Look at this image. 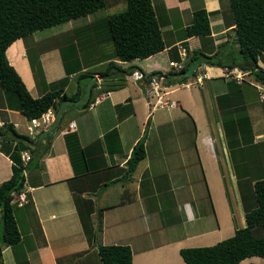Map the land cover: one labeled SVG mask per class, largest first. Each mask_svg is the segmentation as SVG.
Instances as JSON below:
<instances>
[{
    "label": "crops",
    "instance_id": "crops-1",
    "mask_svg": "<svg viewBox=\"0 0 264 264\" xmlns=\"http://www.w3.org/2000/svg\"><path fill=\"white\" fill-rule=\"evenodd\" d=\"M151 1L165 45L145 57L120 61L114 57L112 49L107 53L95 49L91 57L85 58L80 45L82 41L79 40L87 41L89 33L83 24L73 23L60 30L62 32L55 36L54 42L34 39L31 32L25 38L13 39L5 47L8 62L34 97L43 89L36 83L29 67L26 44L33 46L38 54L47 82L66 74L60 50L65 56L76 53L83 70L113 59L121 67L138 66L133 71L142 72L143 76L136 78L129 71L121 72L123 85L99 91L84 108L80 104L86 98L85 94L76 101L56 102L55 107H49L53 112L51 122L32 134L27 131L28 117L20 111L16 94L0 86V127L10 123L18 132L28 135L30 141L27 142L34 151L32 160L22 170L21 188L26 191L27 201L20 205L13 202L19 239L15 243L0 244V264H101L96 245L89 243L85 236L77 201L82 209L90 210L89 218L93 225L101 209L99 242L127 244L131 250V264H184L179 248L210 240L219 228L217 203L215 206L213 202V208L208 206L210 209L206 211H202L204 206H198L199 210L194 215L191 196L187 195H191V190L200 179H206V174L222 175L219 154L227 152L229 155L231 152L225 131H221V135L217 132L219 118L212 121L213 125L217 124L214 126L204 119L206 109L229 116L230 103L222 101L226 92L221 90L234 80L224 75L221 68L233 59L238 60L239 55L229 0ZM199 7L207 11L209 33L185 36L184 28L192 21V10ZM225 44L229 47L221 51ZM234 48H237L236 52ZM182 49L184 56L181 59ZM192 50L213 54V57L210 62H189L192 65L182 74L185 80L173 82L177 75L171 72L178 69H174L168 61L181 60L185 64ZM71 65L75 66V62ZM257 65L264 68V57L257 59ZM198 70L202 78L199 83L194 82ZM241 70L243 79L234 83L239 88L241 100L245 102L246 122L254 128L251 143L258 144V148L237 154L234 171L230 173L235 177L232 178L235 188L221 191L217 201L220 205L218 210L228 223H225L226 231L232 232L245 223L244 207L252 202L253 181L264 179V101L260 100L255 90L258 82L252 73L247 69ZM151 71L155 73L148 76ZM75 74L72 71L67 73L69 82L65 86L66 91L68 88L74 91ZM93 75L100 83L101 77L97 72ZM207 79H210L209 84L205 83ZM151 80H157L159 100L172 99L176 104L164 106L156 101L153 87L149 85L153 84L149 82ZM217 80L221 82L215 83ZM80 82L82 85L88 83L84 78ZM195 83L196 88L188 89ZM178 89L184 91L177 92ZM152 97H155L154 100ZM183 103L189 110L182 107ZM186 114L193 130V135L187 140V148L191 152L168 163L167 160L174 158L177 152H169L171 146L164 137L172 131L176 134L184 132L181 130L183 123L179 124V120ZM69 121L73 122V128L68 126ZM166 130L170 131L169 134L163 133ZM139 137L143 139L144 155L133 171L126 174V159ZM184 142L188 146L185 138ZM15 144L16 140L9 136L0 137V182L11 174L9 153ZM174 146H177V141ZM174 150L178 151L179 147ZM22 151L30 156L27 148ZM203 158L208 163L207 167ZM243 175L251 178L250 183L243 180ZM187 189L189 191H185ZM182 191L186 193L180 196ZM167 192L172 193L174 206L178 209L179 216L175 221L162 212L166 203L162 200L163 194ZM114 196L107 202L109 197ZM207 213L213 215L214 224L194 228L192 224ZM1 221L0 209V229ZM169 225L173 234L169 233ZM223 237L226 235L219 239ZM250 262L264 264V256L251 255L235 264Z\"/></svg>",
    "mask_w": 264,
    "mask_h": 264
},
{
    "label": "trees",
    "instance_id": "trees-1",
    "mask_svg": "<svg viewBox=\"0 0 264 264\" xmlns=\"http://www.w3.org/2000/svg\"><path fill=\"white\" fill-rule=\"evenodd\" d=\"M115 1L118 0H0V86L16 94L19 109L25 116L39 115L47 108L55 107L56 102L76 101L85 94L86 98L80 104V107L84 108L99 91L123 85L122 73L128 71L131 73L134 67H138L135 65L121 67L113 59H108L83 70L79 65L76 53H73L72 56H65L63 50H60L66 74L47 82L38 54L33 46L26 44L29 67L36 83L43 89L38 96L34 97L29 93L21 77L5 56V47L13 39L25 38L37 29L67 21ZM124 2L123 8L89 23L94 25L100 23L101 19L104 21L113 45L114 57L120 61H127L135 57L148 56L162 49L165 43L152 1L124 0ZM229 10L234 24L233 31L239 59H233L225 66L247 69L255 80L264 83V68L257 65V59L264 57V0H229ZM86 25L88 24L83 26L86 27ZM208 33L207 11L203 7L192 10V21L184 28V35H206ZM212 57L213 54L208 55L198 50H192L187 62L178 70L171 72V74L177 75L173 82L185 80V76L182 74L189 66V62L201 60L210 62ZM72 62H75V66L71 65ZM246 62L247 65L244 64ZM71 71L76 72L75 89L68 92L65 90V86L69 82L66 75ZM93 72H97V75L101 77L100 83L95 80ZM154 73L155 71H151L147 75ZM82 78L86 79L88 83L82 85L80 82ZM6 136L15 139L16 144L9 153L11 174L0 182L2 220L0 244L15 243L19 239V232L13 216L15 204L10 202L11 192L22 187V170L32 160L31 154H34L33 148L27 142L30 141L29 136L15 130L10 123H5L0 127V137L6 138ZM26 148L30 156L29 161L23 163L20 159V151ZM143 155V139L139 138L132 145L126 159V174L133 171L137 161ZM251 187L253 199L244 207V225L234 228L230 235L214 243L179 248V254L184 264H235L240 259L251 255L264 256V179L256 178ZM77 205L87 241L96 245L101 264H131V250L127 244H102L99 242L101 227L99 213L101 209L98 210V217L93 225L89 218L90 210L82 209L78 201Z\"/></svg>",
    "mask_w": 264,
    "mask_h": 264
},
{
    "label": "rangeland",
    "instance_id": "rangeland-1",
    "mask_svg": "<svg viewBox=\"0 0 264 264\" xmlns=\"http://www.w3.org/2000/svg\"><path fill=\"white\" fill-rule=\"evenodd\" d=\"M124 5H125L124 0H118V1H115L114 3L111 2L109 4H106L103 7L97 8L91 12L80 15L77 18H72V19H70V21H64V22H61L58 24H54V25L47 26V27H44L41 29H37V30L32 32V36L34 37V39H42L45 42L46 41L47 42H54L55 36H59L60 33L62 32L60 30H64L66 28L67 24H69V23L70 24L73 23L74 25L88 24V25H86V31L89 33V36H87L88 40L87 41H85L84 39L79 40V41H82L80 45L82 47L81 50L85 53V58L91 57V55L95 51V49H101L102 52L107 53L109 49L113 50V45L111 43V40L109 39V34L105 28L104 21L101 19L100 23H96L94 25H91L89 23L95 19L103 18L104 16H106L108 13H110L112 11H116V10L123 8ZM70 34H72V36H73L72 31H70ZM77 37H78V35H77ZM178 47L180 48L181 46L178 45ZM228 47H229V44H225L220 49H221V51H223V49H227ZM180 50H181V48H180ZM234 51L236 52L237 48H234ZM237 57L238 58H236V59H239V55ZM181 63H182V65L184 64L183 61ZM166 64H167V62H166ZM169 65H171V64H169ZM191 65L192 64H189V66H191ZM172 66L174 69L177 68L174 65H172ZM221 71H222V68H221ZM197 72L201 76L199 70ZM130 75H132V74H130ZM226 76H228L230 79L234 80L235 83L236 82L240 83L241 80L243 79V78L239 79L240 77H238L237 78L238 81H236V79L232 78L231 76H229V75H226ZM141 77H137V78H141ZM191 77H193V76H191ZM156 81L157 80L149 81L150 83L155 82L153 84H149L150 87H152L153 85H154V87H158ZM209 81H210V79H207L205 81V83L209 84ZM73 82L74 81H72V83ZM194 82L199 83V81H196V80H194ZM219 82H221V81L220 80L215 81V83H219ZM234 82H231L225 89L221 90L222 92L223 91L226 92L225 93L226 96L222 99V101H227L230 103V109L227 111V114H229L228 117L226 116V114L224 115L223 112L217 113V112L211 111V110L208 111L205 108L206 109V111H205L206 116L204 117L205 122L206 121L211 122L212 126L218 124L219 128L217 129V132H218V134L220 133L219 135H221V131H223V132L225 131L226 140L228 141V145L231 149V152L229 153V155H227V152L224 155H222L219 152L220 157L218 158V160H219L218 162L221 164L220 168L222 170V175L219 174V176L216 177V175L212 174L211 172L209 174H206V179H200L199 182H197L195 184L194 189L191 190V192H192L191 195H187V196H191V204L193 206L194 215L199 210L198 206H201V205L204 206L205 208L202 211H206L205 209H207V210L210 209V208H207L208 206L209 207L212 206V208H213V202H214L215 206L217 203V206H216L217 218H218V222H219L220 226L217 229V231L215 233H213V235H211L210 240L209 239L208 240H202L200 242H197L198 243L197 245H208V244L214 243L215 241L219 240V237H221L222 235L227 236V235H230L232 233V230L226 231V224L225 223H227V221L223 220V213L218 210V207L220 205H218L217 201L220 199L221 191H224L226 188H229V189H232V187L235 188L234 183L232 184V178L235 179V177L233 175H231L230 173L234 171L237 154L241 153V152H245V151H251L253 148H258V144H252L251 143L252 135L254 133V128L252 125L250 126L246 122V118H245L246 115L244 114V110H243V105L245 106V102L243 100H241L242 96L240 95L239 88ZM257 82L260 83V81H257ZM170 83H173V82L170 81ZM222 83L225 85L224 82H222ZM169 85H171V84H169ZM196 87H197V84L195 83V84H193V86L188 87V89H192V88H196ZM218 87L220 88V87H224V86H218ZM247 87L251 89L250 86H247ZM252 90H254V89H252ZM255 90L259 91L256 87H255ZM67 91L69 92L70 89L68 88ZM182 91H184V90L183 89L177 90V92H182ZM163 92H165V91H163ZM248 94H249L250 98H253V95L251 93H248ZM180 97H182V96L180 95ZM152 98L154 100L155 97H152ZM164 100H166V99H164ZM166 101H167V103L163 104L164 106L165 105L172 106V105L176 104L175 101L172 99H169ZM182 107L183 108L185 107V108H187V110H189L188 106L185 103H183ZM221 111H224V110H221ZM216 118H219V122L217 124L213 125L212 121L216 120ZM230 118H232V119H230ZM179 121H180L179 124L183 123V127L181 128V130H184V132H180L179 134H176L172 130H171L172 134H169V132H170L169 130H166L165 132H163L164 134H169L168 136L164 137V138L168 139L167 144L169 146H171V149H169V152L170 151L171 152H177V154L174 158L172 157V158H169L167 160L168 163H170V160L177 159L178 156L180 157V155H182L184 153L186 155H188L191 152V150L189 148H187V147H189L187 140L189 139L190 136L193 135L192 134L193 130H192V128L190 129V125H189L191 123L190 118L186 114L185 117L183 119H180ZM173 123L174 122H171V124H173ZM174 124L176 125V123H174ZM176 127H177V125H176ZM231 133H233L235 135L232 136ZM184 138H185L188 146L184 142ZM219 138L221 139V137H219ZM176 141H177V146L179 147L178 151L174 150L175 148H177V146H174ZM196 162H197V160H196ZM203 162L205 163V164L204 163L203 164L207 167L206 164H208V163L205 162V158H203ZM243 176H244L243 180L247 184L250 183L251 178H249L248 175H243ZM206 185H207V187H206ZM185 191H189V189H187ZM185 191H182L180 193V196H182L184 193H186ZM114 198H115V196L112 197L111 199L109 197L107 202L113 200ZM162 200L164 202H166L163 205L162 212L165 215L168 214L169 215L168 218L170 217V218L174 219V221H175V218H178L179 213L177 212L178 209H176V207L174 206V198H173L172 193L167 192V193L163 194ZM179 208H180V205H179ZM13 213H14V211H13ZM13 216H14V214H13ZM236 222H237V220L235 219V223ZM171 223H173V222H171ZM211 224H214V217L212 214L207 213L206 215H202L201 219L198 218L196 223H194L192 225L195 228L199 225H205L206 226V225H211ZM168 230H169L170 234L174 233L172 228H170V225H169ZM205 243H207V244H205Z\"/></svg>",
    "mask_w": 264,
    "mask_h": 264
},
{
    "label": "built area",
    "instance_id": "built-area-1",
    "mask_svg": "<svg viewBox=\"0 0 264 264\" xmlns=\"http://www.w3.org/2000/svg\"><path fill=\"white\" fill-rule=\"evenodd\" d=\"M180 55L182 59L184 56L183 50L180 51ZM168 63L177 67L176 69H179L182 66L181 60H178V61L169 60ZM222 72L224 75H229L232 78L236 79V81H238L237 79L238 77H240L239 79L243 78L242 77L243 72L237 66H223ZM130 74H132L136 78L142 76L141 72L137 70L132 71ZM194 80L199 81V82L201 81V76L199 75V73L195 74ZM256 85H257V89L259 90L258 96L260 100L264 101V83H258ZM152 87H153V93L156 94V101H159L160 104H166L167 103L166 100H159L160 95L158 94L157 87H154V85ZM52 113H53L52 110L50 108H47L46 110L42 111L39 115L28 117V120H27L28 121L27 123L28 133L30 134L37 133L40 130L44 129L46 126H48V124L51 122L52 117H53ZM73 125L74 124L72 121L68 122L69 127L73 128L74 127ZM28 157H29L28 152L26 151L20 152V159L22 160V162H25L28 159ZM26 201H27V195H26L25 189L20 188L19 190H14L11 192L10 202H14L17 205H20Z\"/></svg>",
    "mask_w": 264,
    "mask_h": 264
},
{
    "label": "water",
    "instance_id": "water-1",
    "mask_svg": "<svg viewBox=\"0 0 264 264\" xmlns=\"http://www.w3.org/2000/svg\"><path fill=\"white\" fill-rule=\"evenodd\" d=\"M245 65H247L248 63L246 62V63H244ZM249 264H255V263H253V262H250Z\"/></svg>",
    "mask_w": 264,
    "mask_h": 264
}]
</instances>
